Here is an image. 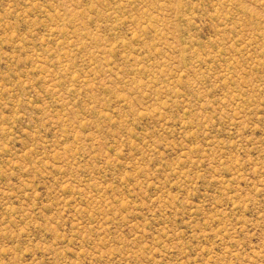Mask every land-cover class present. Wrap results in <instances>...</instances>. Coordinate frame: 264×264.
<instances>
[{"label":"rangeland","instance_id":"1","mask_svg":"<svg viewBox=\"0 0 264 264\" xmlns=\"http://www.w3.org/2000/svg\"><path fill=\"white\" fill-rule=\"evenodd\" d=\"M0 264H264V0H0Z\"/></svg>","mask_w":264,"mask_h":264}]
</instances>
